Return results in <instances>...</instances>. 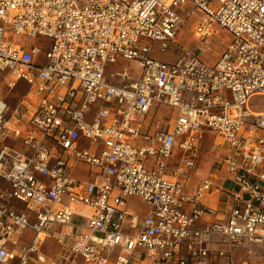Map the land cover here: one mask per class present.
Returning <instances> with one entry per match:
<instances>
[{
	"label": "built area",
	"instance_id": "built-area-1",
	"mask_svg": "<svg viewBox=\"0 0 264 264\" xmlns=\"http://www.w3.org/2000/svg\"><path fill=\"white\" fill-rule=\"evenodd\" d=\"M188 24L230 35L214 62L178 43ZM0 90V264H247L235 253L264 247V0H0ZM205 133L219 184L196 170Z\"/></svg>",
	"mask_w": 264,
	"mask_h": 264
},
{
	"label": "rangeland",
	"instance_id": "rangeland-1",
	"mask_svg": "<svg viewBox=\"0 0 264 264\" xmlns=\"http://www.w3.org/2000/svg\"><path fill=\"white\" fill-rule=\"evenodd\" d=\"M213 36L209 38L208 40L202 41L199 39H195L193 37V26L192 24H188L186 27L183 28V30L179 33L177 36V41L180 45L186 46L190 48L191 50H194L204 61L208 63L214 62V60L221 54V52L224 50L225 46L230 41V35L221 29L219 25H214L213 28ZM19 41H26L29 40L31 43L35 42L36 44H46L48 43V40L43 37H31L28 38L27 36L20 35L18 36ZM143 40V39H142ZM160 43L155 42L153 44V56L164 62H170L175 59V53L177 49L176 44H169L168 47L164 51H160ZM127 63V62H125ZM131 65H134V63H131ZM24 87L25 84L23 82L19 83V86L15 89H13L9 95L8 98H6L7 103L10 106H14L20 95L24 93ZM0 97H3V91L0 90ZM259 105L264 110V97L260 98ZM217 137L212 134H203L201 139V148H202V156L205 158L202 159L201 155L199 153L198 159H197V166L196 170H206L211 166L218 167V163H213V158L209 157V146L213 145V142H216ZM209 144V146H208ZM227 148V144H225L224 149ZM1 185L3 186V182H1ZM230 187H233V185L227 184ZM234 188V187H233ZM66 202V198H63ZM127 206L128 208L133 211L134 213H137L139 215H144L147 212L148 205L139 197H129L127 199ZM71 221L75 224H82L84 223V219L82 217L73 215L71 217ZM43 252H45L49 256H54L55 253H57V246L53 244L52 239H49L46 241L45 245L42 247ZM264 255V247H258V246H250L247 247L245 250H238L235 253V259L237 261L246 260L247 264H259L262 257Z\"/></svg>",
	"mask_w": 264,
	"mask_h": 264
},
{
	"label": "crops",
	"instance_id": "crops-1",
	"mask_svg": "<svg viewBox=\"0 0 264 264\" xmlns=\"http://www.w3.org/2000/svg\"><path fill=\"white\" fill-rule=\"evenodd\" d=\"M264 97V96H263ZM260 98L262 97H259L257 99H255V103H254V108L258 111H262L260 105H259V101H260ZM264 111V110H263ZM15 142V141H14ZM11 143H13V141L11 140ZM88 143L86 141H82L80 140L79 142V146L80 147H88ZM209 146V144H208ZM211 146H209V154L208 156L209 157H212V151H211ZM202 151V150H201ZM200 151V155H201V158L204 159L205 157L202 156V153ZM213 158V157H212ZM215 166V165H214ZM214 166H211L209 167L208 169H204V170H198V177L199 176H203L207 173H211L212 177H213V180L215 181L216 184H219V180H218V174L216 172V167ZM87 171V168L85 165L83 164H76L75 168H74V176L77 177L78 180H81L83 181L84 180V177H85V173ZM227 184H230L229 182H225L224 184V187L226 188H231L230 186H228ZM231 185V184H230ZM205 202L210 205V206H214V207H217L219 210H221L222 212L226 211L228 206H229V202H230V198L229 196L224 192L222 191L221 189L219 188H213L210 192V194H208L205 198ZM91 213V209L85 205H79L77 208H76V211L73 215H76V216H79V217H82L84 219V223L82 224H75L71 221V224L72 226H64L63 229L66 230L67 232L71 233V234H76V233H81V232H85V224L87 222V218L88 216L90 215ZM72 215V216H73ZM52 239L53 241V244L56 245V242L53 238H50ZM49 240V239H48ZM46 243V242H45ZM45 245V244H44Z\"/></svg>",
	"mask_w": 264,
	"mask_h": 264
},
{
	"label": "bare ground",
	"instance_id": "bare-ground-1",
	"mask_svg": "<svg viewBox=\"0 0 264 264\" xmlns=\"http://www.w3.org/2000/svg\"><path fill=\"white\" fill-rule=\"evenodd\" d=\"M264 106V105H263ZM263 109V108H262Z\"/></svg>",
	"mask_w": 264,
	"mask_h": 264
}]
</instances>
